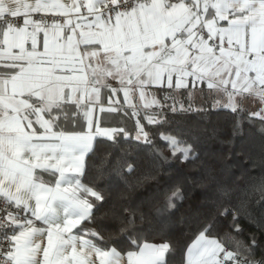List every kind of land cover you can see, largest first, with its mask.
Instances as JSON below:
<instances>
[{
  "label": "snow or ice",
  "instance_id": "snow-or-ice-1",
  "mask_svg": "<svg viewBox=\"0 0 264 264\" xmlns=\"http://www.w3.org/2000/svg\"><path fill=\"white\" fill-rule=\"evenodd\" d=\"M204 83L225 94L233 112L234 97H255L262 107L250 115L264 122V0H0V264H174L167 240L148 242L153 227H140L143 214L113 212L107 239L94 229L74 233L83 221L94 222L98 206L88 197L104 201L78 177L99 142H111L119 155L99 157V174L135 168L134 158L116 148L121 134H130L103 127L95 114L101 90L122 91L125 103L138 92L142 107L154 109L141 117L133 105L131 113L135 140L152 148L151 172L169 159L141 119L163 126L165 109L185 111L173 93L190 95ZM153 85L173 91L157 99L148 92ZM105 111L120 109L99 108ZM159 138L173 159L195 158L181 136L165 131ZM37 169L59 173L55 186ZM182 198L179 189L164 194L156 215L171 213ZM214 229L207 221L179 264H264L252 258L254 239L228 251Z\"/></svg>",
  "mask_w": 264,
  "mask_h": 264
},
{
  "label": "trees",
  "instance_id": "trees-1",
  "mask_svg": "<svg viewBox=\"0 0 264 264\" xmlns=\"http://www.w3.org/2000/svg\"><path fill=\"white\" fill-rule=\"evenodd\" d=\"M160 91L159 98L171 92L165 88ZM173 95L178 101L177 108L183 103L185 111L173 113L165 109L163 119L167 122L163 126L148 125L141 119L153 144L168 157V163H161L157 170L149 172L146 165L152 148L144 146L142 140L136 141L134 136L124 138L123 134L116 148L119 154L127 152L128 157L134 158L132 172L126 168L117 172L113 167L103 175L98 173L99 157L112 153L111 159L119 158L111 142L97 143L95 153L85 156L80 180L98 189L104 201L93 202L98 206L94 208V222L83 221L76 230L94 229L107 239L114 232L113 212L125 218L143 214L146 220L140 227L147 228L149 222L153 227L148 241L167 240L176 250L174 264H179L195 233L211 220L215 224L214 233L218 239H224L226 250H236L237 244L251 245L254 239L252 258L264 259V122L251 116L246 105H237V111L233 112L206 100L197 101L191 95ZM123 107L118 113L109 112L111 117L103 122L114 128L134 125L136 117L126 110L127 106ZM152 110L138 111L143 117ZM165 131L191 144L195 158L185 162L173 159L159 138ZM128 162L133 163V159ZM175 189L180 190L183 198L176 202L174 211L158 217L156 210L163 207L164 194L170 195ZM225 208L233 211L221 215ZM114 238L120 240V246L126 243L119 235ZM165 256L169 258V253Z\"/></svg>",
  "mask_w": 264,
  "mask_h": 264
},
{
  "label": "crops",
  "instance_id": "crops-1",
  "mask_svg": "<svg viewBox=\"0 0 264 264\" xmlns=\"http://www.w3.org/2000/svg\"><path fill=\"white\" fill-rule=\"evenodd\" d=\"M113 83H114V86L119 87V83L118 82H113ZM164 88L168 89L166 87V85H165ZM200 88H203L204 91L201 92L199 90ZM160 89L161 88H159L158 86L153 85L150 89H148V92L150 93V95L154 94L157 99H160L159 95H158L159 92H162V91H160ZM169 90H171V92L173 91L172 89H169ZM190 95H192V96L196 95L194 98H195V100L197 99V101L199 100L201 102H204L206 100L208 103H210L212 105H214V104L216 105L217 104V105L226 107V105L229 103L228 97L225 94L219 93V92H213V91L207 89L206 83L200 84V85H198L196 87H193L192 92H191ZM130 96L134 97L133 104H134V106H136L135 110H145L142 107V103L143 102L141 101L138 92H133V93H131ZM149 98H150V96H149ZM244 99L247 100V102L249 103L250 109H251L250 111H252V109L260 110V108L262 107V105H261V103L259 102L258 99H256L255 97H252V96H247V95H237L236 97H234V103H235L236 107H237V105H240ZM124 101H125L124 100V94H123L122 91L119 92L117 95L113 96L111 94V90L110 89L101 90L100 96L96 100V113L95 114H96L97 117L100 118L103 127H108L107 124L104 123L103 121L107 120V118H109L111 116L109 114V111H105L104 113L99 112V108L100 107H104L106 110L108 108H110V107L111 108L122 109V108H124L123 107L124 106ZM127 109L130 112H132L134 110L133 107H128V108L126 107V110ZM36 172H37V175L40 177V179L43 182H45L46 184H48L49 186H53L54 187L56 181L59 179V173H54L52 171L43 172L40 169H37ZM78 178L80 180V176ZM80 182H81L82 185H85L81 180H80ZM88 199L92 203L95 201V199L92 198V197H88ZM39 226L40 227H46L45 225L42 224V222H41V225H39ZM73 232L75 233V232H77V230L74 229ZM192 240L190 241V243L192 242ZM148 242L159 244V243H162L163 241H157V242L148 241ZM183 259H185V251H184V258Z\"/></svg>",
  "mask_w": 264,
  "mask_h": 264
},
{
  "label": "rangeland",
  "instance_id": "rangeland-1",
  "mask_svg": "<svg viewBox=\"0 0 264 264\" xmlns=\"http://www.w3.org/2000/svg\"><path fill=\"white\" fill-rule=\"evenodd\" d=\"M196 95H194V96H190V97H195ZM199 99V98H198ZM240 105H246L247 107H248V109H249V111L251 110L250 109V105H249V103L247 102V100H243L242 101V103L240 104ZM216 106H219V105H217L216 104ZM258 110H254V109H252V111H250L251 113H254V112H257ZM114 126H116V124H114ZM119 127H121L120 125H117V127H115V128H119ZM135 127H136V125L134 124V125H132L131 127H128V128H125V127H123L124 129H125V131L126 132H128L131 136H134L135 137V135H136V132H135ZM114 128V127H113Z\"/></svg>",
  "mask_w": 264,
  "mask_h": 264
},
{
  "label": "built area",
  "instance_id": "built-area-1",
  "mask_svg": "<svg viewBox=\"0 0 264 264\" xmlns=\"http://www.w3.org/2000/svg\"><path fill=\"white\" fill-rule=\"evenodd\" d=\"M133 99H134V97L130 96L129 102L125 103V101H124V105L127 106V107H132L134 105L133 104ZM36 223H37V226L41 225V222H36Z\"/></svg>",
  "mask_w": 264,
  "mask_h": 264
}]
</instances>
